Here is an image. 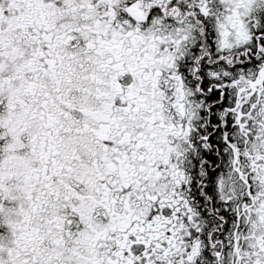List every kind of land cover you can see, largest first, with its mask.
Instances as JSON below:
<instances>
[{
    "label": "snow or ice",
    "instance_id": "obj_1",
    "mask_svg": "<svg viewBox=\"0 0 264 264\" xmlns=\"http://www.w3.org/2000/svg\"><path fill=\"white\" fill-rule=\"evenodd\" d=\"M0 264H264V0H0Z\"/></svg>",
    "mask_w": 264,
    "mask_h": 264
}]
</instances>
